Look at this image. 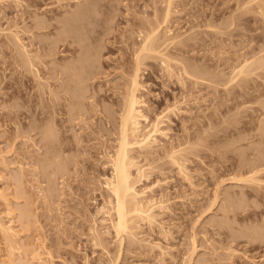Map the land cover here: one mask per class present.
Returning a JSON list of instances; mask_svg holds the SVG:
<instances>
[{
  "label": "rangeland",
  "instance_id": "374dc122",
  "mask_svg": "<svg viewBox=\"0 0 264 264\" xmlns=\"http://www.w3.org/2000/svg\"><path fill=\"white\" fill-rule=\"evenodd\" d=\"M156 27L154 220L118 237L108 158ZM0 177V264H264V0H0Z\"/></svg>",
  "mask_w": 264,
  "mask_h": 264
},
{
  "label": "bare ground",
  "instance_id": "6f19581e",
  "mask_svg": "<svg viewBox=\"0 0 264 264\" xmlns=\"http://www.w3.org/2000/svg\"><path fill=\"white\" fill-rule=\"evenodd\" d=\"M170 7L171 5L168 4V12L166 14L167 22H168V17L171 13ZM77 16H78V13H77ZM166 20H165V23H166ZM157 28L159 27H156L155 30L153 29L154 31H152V33L151 31H149L150 34L147 33L148 35L144 37L145 39L143 38L144 39V41H142L144 42L143 45H140L139 47L140 54L138 53L139 56L137 55L138 62H137L136 71L130 81L131 82L129 85L130 89L128 90L129 93H127L129 94V97L128 96L124 97L126 105H124L123 107L125 109H122L121 111L123 112V114L121 115V119H120L122 121H121V127L119 128L120 136L118 138L119 140H117L118 141L117 149H116V152H114V154H111L112 156L109 154L110 157L109 158L107 157L109 159L108 161L111 164L112 166L111 169L113 171H112V176L110 177V179H107L106 181V186L108 188L109 194H111L110 198L112 197L113 199V202L111 201L112 199L110 200L113 204L111 212H113V215L115 216V221H113L112 224H113V228L115 232L117 233L118 237L121 234L130 233V231H132L133 233V227L131 226H134L135 223L132 221H135V218L140 219V217H142L141 219H146L149 222L154 220V215L152 213V206H154V204L152 205L151 201H148L149 199L146 197L147 196L146 190L138 189L139 180H137V177H139L140 175L142 176V168L138 165L135 155H132V154L135 148H138L144 151V149H150L151 147H153L156 143H158L157 136L161 133V129L159 127L160 123L158 120L157 122L151 125V129L147 133L146 132L143 133V130H142L143 122L149 125L150 121L148 117L145 116V114L143 113L142 108L144 107V103L138 96V92L141 89L140 80H139L140 79V76H139L140 65H143V62L141 61H143L144 59H146L147 61V59L149 58H146V57L148 56L152 57V55H148V54H151V53L155 54L156 52L155 55L158 54V56H160V53H161V52L160 53L157 52L159 48H156V47L160 46L157 42L160 40V36H162L163 33L160 34L161 32H159ZM168 31L169 30H167V32ZM169 36L171 35L168 34V37L166 38H170ZM165 37L163 36V38ZM162 40L163 39H161V41ZM164 40H163V44L166 42ZM166 40L169 41V39H166ZM156 43H157V46H155ZM25 48L26 47L23 46V49ZM154 48H156L157 50H154ZM26 54H28L27 51H26ZM151 57L150 59H152ZM30 60H32L31 57L29 61ZM83 63L84 62H82V64ZM76 64H72V66L74 65V68H75V66L76 67L78 66ZM29 65H32V63ZM82 67H84V65H82ZM70 68L71 66L69 67V70ZM85 69L86 68H84V70L82 69L83 73ZM75 70L77 71L79 69L77 68ZM75 70H73V72H76ZM80 71H77V72H80ZM242 71L243 70H241V73H244ZM77 72L76 74H74L75 76H77ZM239 73L240 72H238L237 75H239ZM74 75L72 76L73 80L75 79ZM80 75H83V74L80 73ZM79 78H76V79H79ZM76 82H79V81L77 80ZM126 100L128 101L126 102ZM138 149H136V151ZM8 226L9 227L5 229L10 234V238L12 239V237H14L15 234L13 233L12 226L11 225H8ZM130 235H133V234H130ZM34 259H37L39 263L40 261L42 262V260L39 259L38 256L34 257ZM6 263L12 264L11 261H8Z\"/></svg>",
  "mask_w": 264,
  "mask_h": 264
}]
</instances>
